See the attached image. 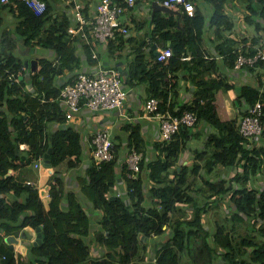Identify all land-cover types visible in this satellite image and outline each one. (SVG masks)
Here are the masks:
<instances>
[{"label": "trees", "instance_id": "trees-1", "mask_svg": "<svg viewBox=\"0 0 264 264\" xmlns=\"http://www.w3.org/2000/svg\"><path fill=\"white\" fill-rule=\"evenodd\" d=\"M43 1L46 8L40 14L23 0H11L7 6H3L12 11L16 26L14 31H4L1 41L4 50H0L2 264H132L131 261L136 264L145 260V256L140 253L148 249L145 238H150L151 232H155L157 243H160V247L154 250V264H181L182 254L192 264H264V131L259 136L249 138L239 132L238 118L223 120L219 116L215 106L216 92L233 89L235 85L229 83L226 77L210 74L218 67L215 59H194L193 66H200L203 61L205 65H201V76L196 79L199 90L191 103L185 104L181 110H174L171 102L177 82L172 79L169 85L166 80L168 73L177 72L185 66L187 62L181 57L185 56L188 47L194 45L201 51L195 41L194 31L197 10L195 16L183 12L184 24L181 23L180 28L173 15L166 17L156 12L154 31L171 41L174 55L165 63L158 61L152 51L148 56L137 51L128 74V81L136 79L147 84L148 98L156 95L170 100V110L175 114H181L184 110L195 112L197 123L192 127L182 126L170 142H157L155 146L158 154L152 160L146 159L145 140L139 125H127L131 129L129 146L137 148L143 155L140 177L127 178L128 194H110L119 176L117 164L121 145H116L117 160L101 168L92 165L87 183L84 182L82 187L93 201L95 209L102 212L98 221L100 228L92 226V218L77 194L66 192L64 181L57 172L53 174L55 181L50 182L47 206L37 187L29 186L14 175H7L10 169L42 160L51 146L53 166L69 156H76V160L80 161L83 153L81 135L75 127L59 126L52 137L49 131L48 122L66 121L64 104L60 100L62 86L57 83L58 75L65 72L66 68H78L82 59L77 53V44L70 40L68 33L69 26L73 25L72 18L66 11H56L57 0ZM189 1L198 8L195 0ZM206 1L214 5L211 25L218 29L223 25L225 29L231 30L234 22L225 14L226 0ZM257 3L260 8L254 13L258 12L261 20H255V23L260 29L261 23L264 24V0H257ZM3 23L0 16V28ZM169 27H174V31ZM18 37L25 43H33L37 38L36 44L54 52L55 60L41 58L39 69L30 71L29 75L26 74L28 68L20 58L8 68L2 67L3 60L18 47ZM83 47L89 61L96 62L92 58L93 45L85 43ZM198 53L199 56L203 54ZM225 54L229 58V67L234 68L237 51L229 49ZM19 71L22 72L18 75L19 82L11 81L10 75ZM207 72L208 77L205 76ZM257 81L256 84L250 82L240 88L237 100L242 116L258 100L264 102L263 76H258ZM201 122L212 126L214 131L209 132L201 148L193 149L195 161L191 166L183 162L174 165L180 152L188 149V141L194 136L193 128ZM262 124L264 126V106ZM22 144L28 145L29 149L21 148ZM75 163L71 162L70 165ZM218 166L233 173L230 174V182L227 178L212 176ZM237 167L241 168L240 173L233 172V168ZM190 172L195 177H201L207 189L202 186L198 191L191 187L188 181ZM259 174L263 176H256ZM252 176L258 177L262 184L249 188ZM196 194H199L201 201ZM226 196L233 204L229 205L233 208L229 212L233 223L217 224L213 232L205 225L203 215L208 211V205L217 208L221 204L217 202ZM185 211H191L192 214L187 218L180 216L169 225L172 213L183 214ZM237 222L247 223L248 230L246 234H240L239 239L234 234L240 227L236 225ZM27 225H42L44 239L41 245L32 247L25 259L22 258L23 254H17L13 248H9L5 237L17 234ZM169 226L171 229L167 231ZM90 235L91 239L105 248L102 254L91 253L87 239Z\"/></svg>", "mask_w": 264, "mask_h": 264}, {"label": "crops", "instance_id": "crops-1", "mask_svg": "<svg viewBox=\"0 0 264 264\" xmlns=\"http://www.w3.org/2000/svg\"><path fill=\"white\" fill-rule=\"evenodd\" d=\"M153 1L154 0H136L134 6L129 7L123 13L121 15V22L123 26L128 28V33H119L115 39H110L107 42H101L91 40V38H89V40L84 38L81 39L80 35L73 37L70 36V40L77 44V53L81 56L82 60L78 68L76 67L74 70L66 68L65 72L58 75L57 83L60 86L76 75L77 72H93L96 71L99 68V65L102 64L108 67L121 69L124 74L125 85L128 88V97L121 109L94 111L89 108H82L71 119L66 118L64 123L48 122L51 137L59 126L71 125L79 131L83 147V153L80 161L76 160V156H69L61 163L53 166L52 172H50L48 168L43 166V164L37 167L35 165L37 160H35L33 163L27 164L22 168L10 169L7 173V175H14L16 179H23L24 181L30 180L32 184L28 185L39 189L40 196L47 206L50 182L55 181L53 174L57 172V174H59L64 181L66 192H74L77 194L79 201L83 204L85 210L92 218V226H94V228H100L98 221L101 218L102 212L101 210L95 209L93 201L83 192L82 189L84 182L87 183L86 180L89 178V169L93 165L92 146L89 142L90 135L97 129L110 125L116 145H121L119 160H123L128 149L131 147L129 146L131 129H129L127 125L130 123L133 125L138 124L141 134L145 140L144 149L146 159L152 160L156 158L158 154L155 144L161 140L159 120L154 116L145 115L144 105L149 96L147 92V84L144 82H138L136 79L132 82L128 81L129 67L131 62L135 59L137 51L146 53V56H148L151 54V51L156 54L161 47L172 45L169 39H165L158 31H154L155 24L153 20L156 12H160L162 16L166 17H171L173 15L178 22L179 28L181 23L184 24V21H182L183 12L182 16H179L174 12H165L163 10L154 11L152 5ZM158 1L161 2V0ZM195 1L198 5V8L196 9L197 16L195 19L194 30L195 41L197 45L200 46L201 51H198L197 47L194 45L188 47L186 49V53H184L186 58L182 59L187 62L184 64L185 66L177 72H169L167 75L166 79H169L170 84L172 83V79L174 82H177V85L173 90L174 93L171 96V102L174 104L173 109L181 110L185 104L191 103L194 99L195 93L199 90L196 79L201 76V65H205V61H203L200 66H197L196 64L193 66V64L195 60L203 57L207 60H217L218 67L211 71L212 73L210 74L212 76L226 77L229 83L235 85L233 89H220L216 92L215 106L219 116L223 120L234 117L239 119L240 116H242L239 103H237L240 88L242 85L250 82L256 84L257 79L249 70H237L229 67V58L225 53L229 49L236 50L241 44H244L248 48L251 47V50H254L255 46L258 45L264 47V24L261 23L260 29L256 27L255 20L260 21L261 19L258 12L254 13V10H259L260 5L257 3V0H226L224 7L225 14L230 16L234 22V27L231 30H228L225 29L223 25H221L219 29L217 26L211 25L210 19L214 13V5L212 3L206 0ZM98 2L99 0H57L56 11L58 13L66 11L72 18L74 24V15L77 4L81 5L82 11L86 15L92 16L95 13ZM3 6H7V4L2 3L0 0V16L3 18L4 22L0 28V50L2 51L4 50V46H2L1 41L3 39L2 35L4 34V31H14L16 26V18L12 14V11L9 7ZM169 28L171 31H174L175 29L174 27ZM31 34L32 32H30V35ZM77 36L80 37L77 38ZM36 42L37 38L33 40V43H25L23 39L18 37V47L10 53L11 55H9L8 58L3 60L1 63L2 67L8 68L13 62L20 58L25 64V67L28 68L26 74L29 75L30 71L35 72L31 69L30 60H38L37 70L40 67L39 60L41 58L49 57L52 60H55L56 55L54 52L37 45ZM85 43L93 45L92 58L96 62H90L86 56L83 47V44ZM222 50L225 53H223ZM198 52H202L203 54L199 56L197 55L199 54ZM94 54H96L95 57ZM27 60L29 63L28 65L25 63ZM205 76L208 77L209 72H207ZM234 101L235 106H237V112H235L232 107V102ZM64 108L66 113L67 108L65 105ZM196 126V128H193L194 136L188 141V149L185 152H180L174 165L182 164V162L190 165V159L194 155L193 149H195L193 148L194 146H190V144L193 143L192 141L196 139V141L200 140L204 143L209 132L214 131L212 126H209L204 122H201ZM26 149H29L28 145H26L25 150ZM192 161H194V159H192ZM71 162L77 163H75V165H70ZM117 169L116 170L119 173V176L110 194L115 193L126 196L128 194L127 178L122 175L120 166H117ZM236 171V168H233V172ZM229 172L230 171L226 168L218 166V168H216V173L213 172L216 176H212L217 178H226L228 175L233 174ZM261 184L262 181L259 179L257 181V186H260ZM46 186H49L46 194L41 195V191ZM67 197L68 195L66 194V201ZM223 200L225 201V206L232 205L229 196H226ZM237 231H239V229ZM91 238V235L89 237L87 236L91 246V253L95 254L100 252L102 254L105 251V248L99 245L96 240ZM157 239V237L154 239L145 238V241H147L148 247L151 250L150 255L145 257V260L143 261H137L138 263L136 264L155 263V258L153 256L154 250L155 248L160 247V243H157ZM13 249L17 254H23L22 258L26 259V255L28 253L24 254L22 252L21 245H15ZM3 255L4 253H0V264H2L4 260Z\"/></svg>", "mask_w": 264, "mask_h": 264}, {"label": "built area", "instance_id": "built-area-1", "mask_svg": "<svg viewBox=\"0 0 264 264\" xmlns=\"http://www.w3.org/2000/svg\"><path fill=\"white\" fill-rule=\"evenodd\" d=\"M37 14L46 8L43 0H23ZM8 4L11 0H1ZM136 0H99L95 13L92 16L82 11L81 5H76L74 24L69 26L68 33L71 37L80 35L84 39L107 42L115 39L119 33H128V28L122 25L121 15L134 6ZM162 5L176 8L195 16V4L189 0H161ZM93 41V42H95ZM250 47V46H249ZM237 58L234 68L237 70H249L257 79L263 76L264 80V47L255 46L254 50L241 44L236 49ZM174 55L170 46L161 47L157 53V60L168 62ZM96 54H94V57ZM184 59L185 57H181ZM21 71L10 75L11 81L19 82L18 75ZM170 85L169 79H166ZM128 97V88L125 85L123 71L116 67L99 65L96 71H79L71 79L64 82L61 87L60 100L66 106V118L71 119L82 108L94 111H108L123 108ZM264 102L258 100L249 107L248 112L239 118L237 126L239 132L246 137L259 136L264 131L262 124ZM144 113L146 116H154L159 120L161 140L170 142L174 134L178 133L182 126L192 127L197 123V115L193 111L184 110L181 114H175L170 110V100L152 95L145 101ZM89 142L92 146L93 164L101 168L107 163L117 160L116 143L112 135L110 125L94 131ZM142 153L135 147H130L123 160H118L117 166L123 176L138 179L142 174ZM35 165H42L39 159ZM26 184H32L30 180ZM120 195V194H118ZM166 227V226H164ZM169 231V229H167ZM166 231V232H167ZM155 232L150 233V238H155ZM133 264V261H131Z\"/></svg>", "mask_w": 264, "mask_h": 264}, {"label": "rangeland", "instance_id": "rangeland-1", "mask_svg": "<svg viewBox=\"0 0 264 264\" xmlns=\"http://www.w3.org/2000/svg\"><path fill=\"white\" fill-rule=\"evenodd\" d=\"M232 107H233V110L235 112H237V106H235V101L232 102ZM194 141H196V139L192 141L193 142L192 144H190V146H194L193 148H196V147L199 148V147H201L203 145V142H201L200 140H197L196 142H194ZM192 159H194V155L190 159V163H191L190 166L195 161V160L192 161ZM236 170L239 173L241 172V168H236ZM213 172L216 173V170H214ZM215 173H213L212 175L213 176H216ZM256 176H263V175L259 174V175H256ZM218 177H219V175H218ZM230 177H231V175H228L226 177L227 180H229ZM188 181H189L190 186L193 187V188H195L198 191L201 190V189H199V187H202L203 186L205 188V186H206V189L208 187L207 184H205L201 180V177H198V176L195 177V175L192 172L189 173V179H188ZM257 181H258V177L252 176L251 180L248 183V187L249 188H252L253 186L254 187H257ZM228 182H230V180ZM196 195L198 197V200H200L199 194H196ZM224 202H225L224 200H222V201L219 200L217 202V204H219V203H221V204L217 208H212L213 206L208 205V208H207L208 211L206 213H204V215H203V218H204V221H205L204 222L205 225L209 229H211V231H213V232L215 231V226H217V224H220L221 223V224H226L227 225V224H231V222L233 223V221L230 219L231 217H229L230 216L229 212L232 211L233 209L231 208V206H228V205L225 206ZM190 214H192L191 211L190 212L189 211L188 212L185 211V213H183V214L180 213V212L172 213L171 214L172 219H171L169 225H172V223L174 222V219H176V218L178 219V217H180V216H183V217L187 218L188 215L190 216ZM236 225H239L240 226L239 227V231L235 232L236 233L235 237L237 239H239L240 234H246L247 233V231H248L247 228H246L247 227V223L237 222ZM170 229H171V227L169 226V230ZM254 233H255V235L258 234L257 232H254ZM150 252H151V250L148 247V249L146 251H144V253H140V255H144L145 257H147V256L150 255ZM181 256H182L181 264H192L191 261H189V259H187V256L185 254H182Z\"/></svg>", "mask_w": 264, "mask_h": 264}, {"label": "water", "instance_id": "water-1", "mask_svg": "<svg viewBox=\"0 0 264 264\" xmlns=\"http://www.w3.org/2000/svg\"><path fill=\"white\" fill-rule=\"evenodd\" d=\"M152 5L154 8V11L163 10L165 12H174V13H177L179 16H182L181 10L164 6L160 4L158 0H154ZM25 63L28 65L29 64L28 60ZM30 65H31V69L33 71H36L38 67V60L36 59L30 60ZM21 148L23 149L26 148V144H22ZM52 151H53V147L51 146L48 148L47 152L44 154L42 158L43 166L48 168L50 172H52V167H53V164L51 162ZM48 188L49 186H46L41 191V195H45ZM43 239H44V232H43L42 225L37 226V227H31L30 225H27V226H24L17 234H9L5 237V241L8 243L10 248H14L15 245H21L22 252L24 254L29 253L32 247L41 245L43 243Z\"/></svg>", "mask_w": 264, "mask_h": 264}, {"label": "clouds", "instance_id": "clouds-1", "mask_svg": "<svg viewBox=\"0 0 264 264\" xmlns=\"http://www.w3.org/2000/svg\"><path fill=\"white\" fill-rule=\"evenodd\" d=\"M160 2V1H159ZM161 4V3H160ZM179 10V9H178ZM182 12H184V11H182ZM157 53V52H156ZM183 57H185V56H183ZM186 58V57H185ZM171 85V84H170ZM240 117H242V116H240ZM239 120V119H238ZM42 161V160H41ZM155 261V260H154Z\"/></svg>", "mask_w": 264, "mask_h": 264}]
</instances>
